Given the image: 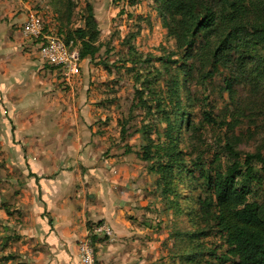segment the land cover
Instances as JSON below:
<instances>
[{
	"label": "rangeland",
	"instance_id": "374dc122",
	"mask_svg": "<svg viewBox=\"0 0 264 264\" xmlns=\"http://www.w3.org/2000/svg\"><path fill=\"white\" fill-rule=\"evenodd\" d=\"M186 1L219 15L210 31L188 36L192 48L173 33L180 18L168 0L0 1V79L18 84L29 70L37 75L28 81L41 84L28 91L18 85L11 95L0 90V264H34L26 247L32 215L21 205L32 191L26 176H33L22 110L78 121L92 116L87 126L96 129L98 155L138 191L143 214L132 218L151 228L141 227L139 264H184L182 253L193 245L195 264H229L202 253L217 246L219 256L226 246L213 226L215 208L206 213L200 202L207 194L201 172L213 159L251 164L259 177L250 197L264 202V40L256 34L264 31V0ZM31 12L45 31L85 54L78 74L41 58L22 29ZM175 78L178 96L171 95ZM201 231L208 235L200 246L192 233Z\"/></svg>",
	"mask_w": 264,
	"mask_h": 264
},
{
	"label": "crops",
	"instance_id": "0c3cea01",
	"mask_svg": "<svg viewBox=\"0 0 264 264\" xmlns=\"http://www.w3.org/2000/svg\"><path fill=\"white\" fill-rule=\"evenodd\" d=\"M6 9L8 14H13V7ZM4 12V7H0V17ZM2 55L0 53V57ZM33 72L26 70L27 78L18 84H12L7 78L8 84L1 78L0 90L10 95L18 85L27 87V91L36 90L41 85L38 80L28 81L37 75ZM20 116L24 124L20 135L27 143L29 156L27 170L33 173L26 176L27 187L32 191L28 189L30 195L21 203L32 215V223H26L30 261L34 264H85L79 247L81 241L90 237L95 264H139L141 227L151 228L132 218L143 214L138 191L124 177L111 171L108 161L98 155L96 144L92 143L97 138V134L92 135L96 129L87 126L92 116L78 121L75 117L35 116L27 110H22ZM54 124H59V128H53ZM69 124L72 126H63ZM45 125L51 126L50 130H45ZM97 223H106L113 234L94 232L93 226ZM173 264H181V260Z\"/></svg>",
	"mask_w": 264,
	"mask_h": 264
},
{
	"label": "trees",
	"instance_id": "16d2710c",
	"mask_svg": "<svg viewBox=\"0 0 264 264\" xmlns=\"http://www.w3.org/2000/svg\"><path fill=\"white\" fill-rule=\"evenodd\" d=\"M168 5L173 15L180 18L177 19L179 21L173 33L179 36L185 35V43L190 48L195 40H189V35L194 37L198 33L210 31L219 22V15L211 7L199 8L197 3L186 0H168ZM79 33L80 37H83V31ZM256 34L264 40V31L256 32ZM81 56H85L82 51ZM178 85L179 79L175 78L171 85L172 90L174 88L172 96H178ZM182 117L184 113H178L176 119ZM208 120H212L209 115ZM261 160L264 162V157H261ZM201 175L205 179L207 194L200 202L206 213L211 208H215L213 226L223 236L226 246L224 253L219 256L216 254L220 252L217 246L202 250V253L213 254L214 259L220 257L222 263L264 264V202L250 197L252 182L257 183L259 177L254 168L251 164L243 168L238 163L223 166L222 163H216V159H213L207 168L202 169ZM192 235L202 240L198 245H205L203 239L208 235L207 232L201 231ZM197 248L193 245L191 252L184 250L182 253L186 258V260L183 259L184 264L198 262L200 254Z\"/></svg>",
	"mask_w": 264,
	"mask_h": 264
},
{
	"label": "built area",
	"instance_id": "2783aa9c",
	"mask_svg": "<svg viewBox=\"0 0 264 264\" xmlns=\"http://www.w3.org/2000/svg\"><path fill=\"white\" fill-rule=\"evenodd\" d=\"M26 37L37 41L41 58L51 66L64 72L65 75H76L80 72L83 60L79 48L73 47L72 42L65 40L55 33L45 31L43 18L31 12L22 24ZM30 44V45H31ZM93 231L106 236L113 234V229L106 223H97ZM80 253L83 263L95 264V249L90 237L80 242Z\"/></svg>",
	"mask_w": 264,
	"mask_h": 264
}]
</instances>
